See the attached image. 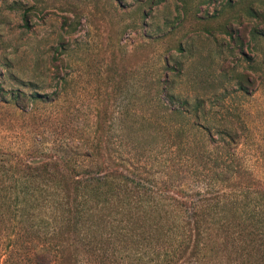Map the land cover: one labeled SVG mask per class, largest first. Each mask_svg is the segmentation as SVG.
I'll list each match as a JSON object with an SVG mask.
<instances>
[{
	"label": "rangeland",
	"instance_id": "1",
	"mask_svg": "<svg viewBox=\"0 0 264 264\" xmlns=\"http://www.w3.org/2000/svg\"><path fill=\"white\" fill-rule=\"evenodd\" d=\"M165 77L176 81V94L205 102L203 127L236 131L229 150L211 133L201 157H238L245 177L264 180V0H0L3 151L92 157L99 138L119 157L117 134L91 130L96 122L119 128V94L127 92L120 82L139 83L128 94L146 99L155 95L152 81ZM16 90L42 100L15 104ZM25 238L19 208L7 198L0 264H20ZM85 257L80 264L100 262Z\"/></svg>",
	"mask_w": 264,
	"mask_h": 264
},
{
	"label": "trees",
	"instance_id": "2",
	"mask_svg": "<svg viewBox=\"0 0 264 264\" xmlns=\"http://www.w3.org/2000/svg\"><path fill=\"white\" fill-rule=\"evenodd\" d=\"M139 86L119 83V128L109 120L91 130L117 134L119 157L99 138L92 157L0 149V204L8 198L24 220L20 264H80L85 255L98 264H264V180L245 177L238 157H201L211 133L229 150L236 131L203 127L205 102L176 94L174 80L152 81L146 99L128 94ZM9 99L42 97L16 90ZM162 149L180 157H142Z\"/></svg>",
	"mask_w": 264,
	"mask_h": 264
}]
</instances>
